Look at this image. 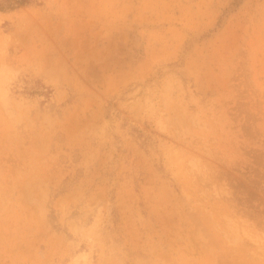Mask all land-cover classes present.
Returning <instances> with one entry per match:
<instances>
[{
	"label": "rangeland",
	"instance_id": "rangeland-1",
	"mask_svg": "<svg viewBox=\"0 0 264 264\" xmlns=\"http://www.w3.org/2000/svg\"><path fill=\"white\" fill-rule=\"evenodd\" d=\"M0 264H264V0L0 11Z\"/></svg>",
	"mask_w": 264,
	"mask_h": 264
},
{
	"label": "trees",
	"instance_id": "trees-1",
	"mask_svg": "<svg viewBox=\"0 0 264 264\" xmlns=\"http://www.w3.org/2000/svg\"><path fill=\"white\" fill-rule=\"evenodd\" d=\"M30 0H0V11L6 10V9H13L17 6L25 5Z\"/></svg>",
	"mask_w": 264,
	"mask_h": 264
}]
</instances>
